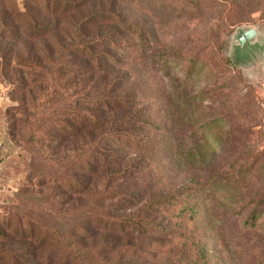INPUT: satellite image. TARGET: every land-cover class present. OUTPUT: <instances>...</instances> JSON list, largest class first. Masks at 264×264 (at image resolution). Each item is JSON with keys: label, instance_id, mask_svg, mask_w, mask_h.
Masks as SVG:
<instances>
[{"label": "trees", "instance_id": "trees-1", "mask_svg": "<svg viewBox=\"0 0 264 264\" xmlns=\"http://www.w3.org/2000/svg\"><path fill=\"white\" fill-rule=\"evenodd\" d=\"M131 1L0 0V65L15 72L6 74L16 103L7 132L30 157L25 183L0 208V264L223 262L213 199L252 168L242 161L210 172L201 145L191 147L196 135L177 130L161 93L144 86L143 72L169 54L119 10ZM62 22L63 40L38 49ZM183 157L201 160L178 182ZM245 211L253 230L264 194L237 221Z\"/></svg>", "mask_w": 264, "mask_h": 264}, {"label": "rangeland", "instance_id": "rangeland-1", "mask_svg": "<svg viewBox=\"0 0 264 264\" xmlns=\"http://www.w3.org/2000/svg\"><path fill=\"white\" fill-rule=\"evenodd\" d=\"M98 1L96 8L107 5ZM119 10L129 22L152 31L160 42L158 51L169 54L155 71L143 75L138 71L137 78L142 75L144 86L161 93L174 112L177 130L196 135L197 143L191 147L201 145L211 161L209 171L242 161L252 168L243 181L228 182L213 199L227 246L219 264H264V215L253 230L245 229L249 211L239 221L235 215L254 196L264 194V52L246 66L233 60L241 30L255 29L259 37L252 43L264 46V0H132ZM61 28L55 39L37 48L63 40L64 22ZM11 71L0 65V208L25 183L30 167L29 155L7 132L8 113L16 106L12 79L6 76L14 80ZM200 160L181 158L174 172L177 181L190 176L188 164ZM234 194L238 196L235 206ZM210 248L218 253L217 240L211 241Z\"/></svg>", "mask_w": 264, "mask_h": 264}, {"label": "water", "instance_id": "water-1", "mask_svg": "<svg viewBox=\"0 0 264 264\" xmlns=\"http://www.w3.org/2000/svg\"><path fill=\"white\" fill-rule=\"evenodd\" d=\"M258 37L259 34L255 29L239 32L236 37L238 45L234 47L233 51L235 64L246 66L258 53L264 52V46L252 43Z\"/></svg>", "mask_w": 264, "mask_h": 264}]
</instances>
